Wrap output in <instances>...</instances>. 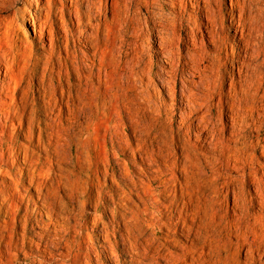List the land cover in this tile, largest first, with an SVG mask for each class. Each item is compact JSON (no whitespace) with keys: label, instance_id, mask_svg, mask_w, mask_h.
Here are the masks:
<instances>
[{"label":"bare ground","instance_id":"6f19581e","mask_svg":"<svg viewBox=\"0 0 264 264\" xmlns=\"http://www.w3.org/2000/svg\"><path fill=\"white\" fill-rule=\"evenodd\" d=\"M217 4L0 0V264H107L82 251L86 218L110 264V229L129 264H264V0H229L232 36ZM141 22L158 25L156 71Z\"/></svg>","mask_w":264,"mask_h":264},{"label":"rangeland","instance_id":"374dc122","mask_svg":"<svg viewBox=\"0 0 264 264\" xmlns=\"http://www.w3.org/2000/svg\"><path fill=\"white\" fill-rule=\"evenodd\" d=\"M218 1V4H217V6H220V8H221V12H222V14H223V17H224V21H223V26H224V28L226 29L225 31H227V33H229V35L231 34V36L232 35H234V31H233V23H231L230 21H229V17H228V15H227V11L229 10V0H217ZM16 7H19V5H17ZM260 7H262L261 5H260ZM253 8H254V13L255 14H253ZM190 7L189 6H187V8L185 9L188 13H189V11H190ZM262 9V10H261ZM261 9H259V7H257V6H255V5H252V10H250V9H248L247 11L249 12V10H250V13L251 14H253V15H258V13L260 12V14L262 15H260V17H263L264 18V6L261 8ZM260 10V11H259ZM163 11H164V14H165V16H166V13H168L169 11H168V9H166V8H163ZM257 12V13H256ZM249 13V14H250ZM144 16H147V14H145L144 12L142 13ZM196 18H197V22L198 23H201V22H203V19H202V13L201 12H199V13H197V15H196ZM142 24H144L143 22H141V30L142 31H140V41H139V48H138V51H140V52H143V54L145 55V58H151V59H153V61L155 62V64H156V66L154 67V71H156L157 70V66L159 65V67L160 68H162V67H164V65H165V63L164 62H162L163 60H162V58H160V56L158 55V52L160 51L159 49H158V46H157V40H156V34H157V32H156V28H158L157 26L158 25H156V24H153V25H147V26H145V25H142ZM146 27V28H145ZM148 28H149V30H148ZM147 30H148V32H147ZM130 29H128V31H127V33L125 34V36H124V38H126L125 39V42L126 43H124L123 44V47H122V52L123 53H127L128 51H130L129 50V45L128 44H130L131 43V41H133V37H132V33H130ZM232 31V32H231ZM132 32V31H131ZM23 34L25 35V37L29 40V41H33V38L35 37L34 36V34H33V31H32V27H31V25L30 24H28V23H26L25 24V26H24V29H23ZM145 34V35H144ZM180 35L182 36V37H184V35H185V33H184V30H180ZM148 38V40H149V46H148V43H146L145 44V40L144 39H147ZM36 38V37H35ZM143 40H142V39ZM135 39H138V38H136V37H134V40ZM143 41V42H142ZM46 43V42H45ZM141 43V44H140ZM144 43V44H143ZM143 45V46H142ZM36 51L38 52V53H40L41 51H42V49H41V47L39 46V45H37V49H36ZM77 55H79V57H81V58H83L84 59V57H87V56H91L92 55V52H91V50H88V49H82V51L80 52V51H78L77 52ZM94 72H96V68L94 69ZM179 75H180V73L179 74H177V78L179 77ZM159 83L157 82V85H158ZM31 87L32 88H34V87H36V85H35V83L33 82L32 84H31ZM176 90H177V97H176V100H179V97H178V90H179V87H180V82H178L177 81V85H176ZM159 90H160V88H158ZM178 102V101H177ZM178 117L177 116H175V120L177 119ZM113 119H116V117H114L113 116ZM174 126H177V124L176 123H174ZM120 129V132L122 131V129L121 128H119ZM45 138V137H44ZM20 141V143L21 144H23V145H27L28 143L26 142V141H24V140H19ZM108 154L112 157V149H111V145H110V143L108 142ZM44 155L41 153V159H42V161L45 163V159H44V157H43ZM125 159H127V157H124ZM25 165L22 163L21 165H20V168H23ZM17 167V166H16ZM64 168L66 169V172L68 171V170H70V167L68 166V165H65L64 166ZM10 169H12V168H8V170H10ZM79 177V176H78ZM11 179V178H10ZM8 177H6L5 179H3V178H0V186H3L2 185V183H6V182H10L11 180H10ZM108 184H110V183H107V185ZM16 191L22 196V198H23V200H22V204L24 205V206H29V208H31L32 210H34L35 209V206H34V199H35V195H36V191L34 190V188H32L31 187V185H29L28 183H23L22 185H19V187L16 189ZM61 193V194H60ZM58 195H59V197H58V202H57V204H59L60 202H62L63 203V201L65 200L66 201V199H65V195H64V192L63 191H59V193H58ZM131 199L134 201V197L132 198L131 197ZM229 199H230V197H229ZM63 200V201H62ZM27 202V203H26ZM52 202V201H51ZM52 203H56V201L54 202H52ZM110 205V204H109ZM41 212L43 213V211L42 210H38L37 212H35V214L36 215H38V218H37V220H36V222H31L30 224H29V230H28V233L29 234H31V233H33V234H39L40 233V231H41V229H42V225L44 224V223H46L47 222V219L46 218H42V216H40V214H41ZM109 211L108 210H106V212H105V214L107 215V217H110V214L108 213ZM84 213L87 215V213H89V214H94V209L93 208H84ZM99 213H102V211H100ZM98 213V214H99ZM227 213H231V210L229 209V210H227ZM103 215V214H102ZM101 215V216H102ZM2 221H3V219H2ZM102 221L103 222H108L107 221V219L106 218H103L102 219ZM99 228H101V224H99V226H98ZM83 229H84V231H83V236H82V239L80 240L81 241V246H82V251L83 252H85V253H88V255H89V258H90V260L93 262V263H95L96 262V260H97V252H99V254H100V259L101 260H104V261H106V263L107 264H110V262L108 261V259H104V257L103 256H105V255H103V254H105V253H102L101 252V249H100V246H102L103 244H102V241H100V239H102L103 237L105 238V236H103V237H101L100 238V236L98 235V233H94L93 231H92V222L90 221V219H88L87 220V218H86V220H85V222L83 223ZM17 232H20V226L17 228V230H16ZM113 232H112V230L110 229L109 230V232H108V234H107V236H108V238L111 240V242L112 243H114L115 244V242L117 241V245H116V251L118 252V253H121V254H123L124 256H125V253H126V251H127V253L129 252V250H128V246H127V243H125L126 244V246H125V244L123 243V241H121L120 239H122L121 237H120V235H118V234H114L113 236ZM20 237V236H19ZM114 237V238H113ZM120 237V238H119ZM98 238H99V240H98ZM175 239L178 241V242H180L181 244H185L186 243V240L182 237V236H177V237H175ZM91 244V245H90ZM62 245H64V242H62L61 243V247H62ZM59 250H61V249H59ZM59 250H55L54 251V253L55 254H57V253H59L58 251ZM119 250V251H118ZM122 250V251H121ZM124 251V252H123ZM27 253H34V252H27ZM35 253H36V251H35ZM102 254V255H101ZM124 256H121V263H123V264H129V261H127L126 259L124 260ZM24 256H23V254H21L20 255V258H21V261L20 262H23V260L22 259H24L23 258ZM239 259H243V255H241L240 257H239ZM162 264V263H161Z\"/></svg>","mask_w":264,"mask_h":264}]
</instances>
